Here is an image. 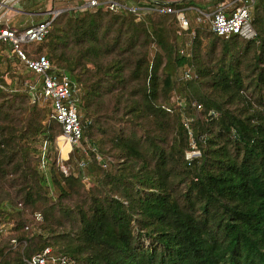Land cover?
<instances>
[{
	"label": "trees",
	"instance_id": "1",
	"mask_svg": "<svg viewBox=\"0 0 264 264\" xmlns=\"http://www.w3.org/2000/svg\"><path fill=\"white\" fill-rule=\"evenodd\" d=\"M251 15L250 39L194 30L192 58L178 54L191 27L175 13L137 18L103 5L63 9L41 41L27 44L28 57H47L81 86L91 120L83 136L100 132L95 149L108 158L90 151L67 175L55 160L42 169V145L53 149L61 133L50 103L0 80V225L10 224L0 264H25L46 247L65 264H264V0ZM203 32L212 36L204 56ZM191 62L195 76L175 86ZM172 92L181 105H171ZM104 95L128 130L105 135ZM186 121L199 152L191 159ZM69 149L60 143L62 158ZM72 159L82 155L74 150Z\"/></svg>",
	"mask_w": 264,
	"mask_h": 264
},
{
	"label": "built area",
	"instance_id": "2",
	"mask_svg": "<svg viewBox=\"0 0 264 264\" xmlns=\"http://www.w3.org/2000/svg\"><path fill=\"white\" fill-rule=\"evenodd\" d=\"M4 1L7 0L0 1V11L8 7L7 5L5 6ZM255 2L256 0L221 1L217 3L213 12L210 14L201 13L196 19L197 22H202L204 20L203 17L206 16L208 20V30L215 35L228 38L232 34H238L245 39H250L255 36V30L251 24V9ZM96 5H103L105 8L112 11H118L120 8H127L133 12L137 18L151 11L175 13L180 27L182 29H187L189 27V20L183 9L173 8L167 4H161L152 0H144V2L138 6L126 5L118 0H88L79 8L84 9ZM62 10L63 8L59 7L51 8L45 13L46 15L42 20L21 27L7 26V22L0 16V41L10 44L12 52L16 53L18 59H20L25 67L37 76L36 86L26 83L28 87L27 92L32 102L42 100L50 103L51 117L59 123L61 128V133L57 137L59 150L61 142L68 143L70 147L67 157L65 159L63 158L66 160L69 158L70 154L76 150L74 147L80 146V142L84 137V129L88 128L91 123V120L84 117L81 113V87L69 76L65 69L51 64L47 57L40 55L37 58H30L21 48L22 44L41 41L48 33L53 19ZM193 33L194 29H191V34L193 35ZM186 52L187 51L184 49L178 50V54L191 57V55ZM192 65L191 63L190 66ZM194 76L191 67H186L182 72L181 79L188 80ZM192 104L200 108V104L196 102H192ZM179 105H181V102ZM211 114H214V112H211ZM185 126L191 141V150L187 158L191 159L196 156L194 155L195 153L199 154V152L196 150L188 121L185 122ZM46 151V143H44L40 152V165L42 167L45 166L47 161ZM77 152L79 153V150H77ZM81 152L87 155L85 149H82ZM78 164L84 166L85 162L79 161ZM60 170L65 175L69 174L64 165H60ZM35 217L37 220L42 219L40 213H36ZM3 228L4 226L0 225V237L3 233ZM11 241L15 243L16 240L12 239ZM48 260L65 264L68 259L65 256L53 255L51 249L46 247L42 252L32 255L28 259L25 258L24 262L25 264H46Z\"/></svg>",
	"mask_w": 264,
	"mask_h": 264
},
{
	"label": "rangeland",
	"instance_id": "3",
	"mask_svg": "<svg viewBox=\"0 0 264 264\" xmlns=\"http://www.w3.org/2000/svg\"><path fill=\"white\" fill-rule=\"evenodd\" d=\"M79 1L80 0H11L8 3V7L2 9L0 13L3 14L4 21L7 22L9 20L8 24H10L11 26L14 25L15 27H19V26H23V25L25 26V25L35 23V22L42 20L45 17V14H42V13H44L46 10H50L51 8L59 7V6H60L59 8H63V9L76 8V7L79 8L81 5H84V3L88 0H82L83 3H80ZM98 1H101V0H98ZM102 1H107V0H102ZM118 1H121L122 3L126 5H133V6L141 5L144 2V0H139V1L137 0H118ZM164 1L173 2V3H180V2H186V1L195 2L191 6L183 7V11L185 15L188 17L190 27L191 29H194V30L199 28L205 32L209 31L208 30V20L206 16L203 17L204 20L202 22H197L196 18L201 13H205V12L206 14L210 13V11L216 7L215 2L212 3V6H210L209 9H207V6L203 4L206 2V0H164ZM221 1H227V0H221ZM32 11H38V14H35ZM211 39H212V36L210 37L204 32L201 33V55L202 56L206 55V51L208 50V46L210 44ZM180 41L183 44H185V46L182 47V49L186 50L187 51L186 53L190 54L191 55L190 58H192L193 35L184 34L183 36H180ZM28 46L29 45L27 44H22L21 48L23 49V51H26ZM217 48H219V45H217ZM0 52H3L4 55H7V58L1 57L2 61L0 63V80L4 81L5 88L9 89V91H12V92L21 93L27 90L28 87L26 83L28 85L36 84L37 76L33 74L31 71H29L25 67V65L20 61V59L13 56L11 49L9 47V44L5 43L4 46L1 45ZM190 64L180 68L177 71L176 78H175L176 79L175 86H177L182 81L181 79L182 72L186 67H191L195 75V68L193 66H190ZM104 96L105 97L102 103V110L105 112V118L102 120V126L103 128L106 129L105 135L109 137L113 135L115 130H119V128L128 130L130 127H129V123L126 121V115L123 114V111L121 109L116 107V104H114V99L112 98V96L110 95L109 96L104 95ZM178 98H179L178 93L172 92V94L170 95L171 105L172 104L174 105L176 102L177 104H179L180 101H178ZM81 113L85 117L86 114L83 109H81ZM99 135H100V132L93 129V135L91 137L85 134L83 139L80 142V146L74 147V149L79 150L80 155H82V159H80L79 161H86V162L89 161V158H86V157H88L90 151L94 152L97 155L96 157L98 160H100V158H103V159L108 158V156L106 157V155H102V156L99 155L95 149V146H96L95 136H99ZM57 140L58 138L56 137V140L54 142V148L50 149L49 151H46L47 161L45 163V166L42 167L40 165V167L42 169H45L46 166L48 165L47 163L48 161L55 160L56 163L59 165V168H60V165H64L65 168H67L68 172L72 171L74 173H77L78 167L84 168L85 164L84 166H80L78 164L79 161L76 164L75 162L76 159L75 160L72 159L69 161L68 159L64 160L61 157L59 146L57 144ZM82 149H85L87 151V155H84L81 152ZM189 152L190 151L186 153V158ZM194 155L197 156L198 154L195 153ZM105 166L106 165L103 164V167ZM83 180L87 186H92L95 184L94 183L95 179H94L93 174H87V176H84ZM35 228L38 231L40 229L38 227H35ZM8 233H10V224H5L3 228V233L0 237V243H1L2 237ZM11 244H12V247H16L20 243L18 242V240H16L15 243H11ZM24 246L25 245H23V247Z\"/></svg>",
	"mask_w": 264,
	"mask_h": 264
},
{
	"label": "crops",
	"instance_id": "4",
	"mask_svg": "<svg viewBox=\"0 0 264 264\" xmlns=\"http://www.w3.org/2000/svg\"><path fill=\"white\" fill-rule=\"evenodd\" d=\"M137 1H139V0H137ZM203 4H205L206 6H207V9H209L210 8V6H212V2H210L209 0H206V2L205 3H203ZM60 7V6H59ZM207 11V10H206ZM214 11V9H212L211 11H210V13L211 12H213ZM46 12H48V10H46L44 13H42V14H45ZM22 13V12H21ZM35 14H38V12H34ZM210 13H208V14H210ZM205 14H206V12H205ZM46 15V14H45ZM0 16H1V18L4 20V17H3V14H1L0 13ZM7 23H9V20L7 21ZM14 26V25H13ZM24 26V25H23ZM15 27V26H14ZM19 27H21V26H19Z\"/></svg>",
	"mask_w": 264,
	"mask_h": 264
},
{
	"label": "water",
	"instance_id": "5",
	"mask_svg": "<svg viewBox=\"0 0 264 264\" xmlns=\"http://www.w3.org/2000/svg\"><path fill=\"white\" fill-rule=\"evenodd\" d=\"M9 1H10V0L4 1L5 6H6V5L8 6ZM152 1H155V2H158V3H161V4H169V3H171V2H167V1H159V0H152Z\"/></svg>",
	"mask_w": 264,
	"mask_h": 264
}]
</instances>
